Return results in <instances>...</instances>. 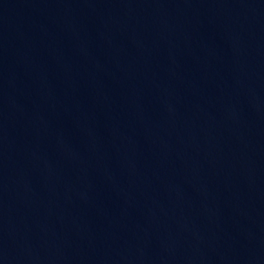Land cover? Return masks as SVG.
Here are the masks:
<instances>
[{"label": "water", "instance_id": "95a60500", "mask_svg": "<svg viewBox=\"0 0 264 264\" xmlns=\"http://www.w3.org/2000/svg\"><path fill=\"white\" fill-rule=\"evenodd\" d=\"M0 264H264V0H0Z\"/></svg>", "mask_w": 264, "mask_h": 264}]
</instances>
